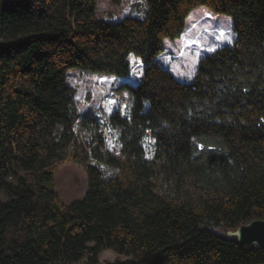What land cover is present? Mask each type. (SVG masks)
I'll list each match as a JSON object with an SVG mask.
<instances>
[{
  "label": "trees",
  "instance_id": "1",
  "mask_svg": "<svg viewBox=\"0 0 264 264\" xmlns=\"http://www.w3.org/2000/svg\"><path fill=\"white\" fill-rule=\"evenodd\" d=\"M145 1L107 21L98 0H0V264H264L228 236L264 218V0ZM199 7L236 38L182 82L160 56ZM132 57L130 115L81 112L70 71L127 77ZM67 153L89 188L70 204Z\"/></svg>",
  "mask_w": 264,
  "mask_h": 264
},
{
  "label": "rangeland",
  "instance_id": "2",
  "mask_svg": "<svg viewBox=\"0 0 264 264\" xmlns=\"http://www.w3.org/2000/svg\"><path fill=\"white\" fill-rule=\"evenodd\" d=\"M145 10V0H124L121 5L113 4L112 0H98L97 17L117 21L127 16H143ZM221 31L230 37L231 43L219 37ZM235 38L230 16L214 14L206 7H199L190 14L186 30L181 37L166 40L165 51L160 60L163 66L174 72L177 79L191 82L197 73L200 60L224 46H232ZM189 40L200 43L189 44ZM208 48L215 50L208 51ZM132 64V73L127 77L106 76L80 69L71 70L69 81L77 89L75 100L81 112L100 111L103 115H111L114 111L121 110L125 115H130V94L123 85H137L143 71V65L138 58L132 57ZM189 71L193 73L191 79L187 76ZM147 148L151 153L152 145L147 144ZM68 158L69 153L58 165L55 177V191L66 204L83 200L89 190L83 166L69 161ZM6 199V194L0 189V200ZM124 258L125 255L112 248H106L100 255L103 262H116Z\"/></svg>",
  "mask_w": 264,
  "mask_h": 264
},
{
  "label": "water",
  "instance_id": "3",
  "mask_svg": "<svg viewBox=\"0 0 264 264\" xmlns=\"http://www.w3.org/2000/svg\"><path fill=\"white\" fill-rule=\"evenodd\" d=\"M230 238L236 237L242 245L264 247V218H256L236 230L228 231Z\"/></svg>",
  "mask_w": 264,
  "mask_h": 264
},
{
  "label": "snow or ice",
  "instance_id": "4",
  "mask_svg": "<svg viewBox=\"0 0 264 264\" xmlns=\"http://www.w3.org/2000/svg\"><path fill=\"white\" fill-rule=\"evenodd\" d=\"M219 37L222 38V39H224V40H228V42L231 43L230 37H229L228 35H226L223 31H221V32L219 33ZM188 43H189V44H193V43H195V44H199L200 42H199V41H192V40H189ZM206 50H208V51H214L215 48H208V49H206ZM182 75H183V74H182ZM192 75H193V73H192L191 71H189V73L187 74V76H188L189 79L192 78ZM109 111H111V110H109ZM109 131H112V130L109 129ZM108 142H109V144H110V146H111V145H112L111 140H109Z\"/></svg>",
  "mask_w": 264,
  "mask_h": 264
},
{
  "label": "crops",
  "instance_id": "5",
  "mask_svg": "<svg viewBox=\"0 0 264 264\" xmlns=\"http://www.w3.org/2000/svg\"><path fill=\"white\" fill-rule=\"evenodd\" d=\"M173 72V71H172ZM174 73V72H173ZM179 80V79H178Z\"/></svg>",
  "mask_w": 264,
  "mask_h": 264
}]
</instances>
